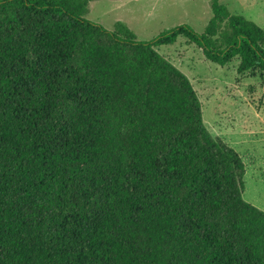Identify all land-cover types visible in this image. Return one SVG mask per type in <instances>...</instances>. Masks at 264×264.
<instances>
[{"label":"trees","instance_id":"obj_1","mask_svg":"<svg viewBox=\"0 0 264 264\" xmlns=\"http://www.w3.org/2000/svg\"><path fill=\"white\" fill-rule=\"evenodd\" d=\"M92 1L0 0V264H264L243 158L158 51L264 79V28L212 0L203 33L140 41Z\"/></svg>","mask_w":264,"mask_h":264},{"label":"rangeland","instance_id":"obj_2","mask_svg":"<svg viewBox=\"0 0 264 264\" xmlns=\"http://www.w3.org/2000/svg\"><path fill=\"white\" fill-rule=\"evenodd\" d=\"M212 0H95L86 19L113 30L126 23L140 41H152L181 25L203 33L213 13ZM232 15L264 28V0H222ZM159 53L192 82L202 103L204 123L212 135L236 150L246 165V202L264 211V79L238 74L239 61L221 67L202 50L179 37Z\"/></svg>","mask_w":264,"mask_h":264}]
</instances>
